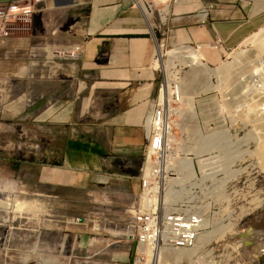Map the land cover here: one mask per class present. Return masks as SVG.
<instances>
[{
    "label": "crops",
    "instance_id": "0c3cea01",
    "mask_svg": "<svg viewBox=\"0 0 264 264\" xmlns=\"http://www.w3.org/2000/svg\"><path fill=\"white\" fill-rule=\"evenodd\" d=\"M20 9L31 13L20 16L13 38L0 40L8 86L21 87L16 105L24 85H51L52 65L64 54L76 63L77 84L87 87L73 98H49L38 115L51 132V150L31 166L53 192L108 189L137 177L143 124L159 94L157 33L162 44L198 47L217 63L222 55L211 46L218 40L237 49L264 28V0H0V11ZM16 126L7 129L17 139L9 142L16 150L8 161L18 170L25 162ZM98 257L102 264L129 259L120 252Z\"/></svg>",
    "mask_w": 264,
    "mask_h": 264
},
{
    "label": "rangeland",
    "instance_id": "374dc122",
    "mask_svg": "<svg viewBox=\"0 0 264 264\" xmlns=\"http://www.w3.org/2000/svg\"><path fill=\"white\" fill-rule=\"evenodd\" d=\"M263 31L264 28L237 49H213L219 51L222 58L214 63L204 57V62L212 69L234 62L242 53L247 54V60L237 64L224 80L213 76L211 83L219 86L217 89L199 90V93L190 95L194 98L200 128L211 134L229 131L225 133V138L228 136L231 157L241 155V159H235L229 165L235 177L225 180L226 183L223 181V198H218V201L209 198L207 201L199 193L197 197L198 205L207 211L206 232L214 231L219 224L224 227V232L205 248L198 249V242L194 249L196 253L194 250L162 253L161 264H191L194 254L203 255L204 264H264V172L259 155L253 154L258 148L255 137L261 132L260 128L255 129L254 121L260 122L262 117L251 115L264 103V50L258 51L251 42L256 34ZM157 40L165 55L164 60L169 64L167 72L165 68L157 69L159 90L166 82V76L170 81L174 76L179 81L182 79L180 82L192 76L195 70L188 60L182 55H173L177 52L174 49L182 45L162 44L163 37L159 33ZM3 45L0 41V49L4 48ZM255 55L259 57L253 59ZM247 62H250L249 65ZM75 64L74 61L69 62L65 54L57 59L50 71L51 85H24V101L17 106L14 96L21 87L14 84L8 86L4 54L0 53V131L1 127L4 129L0 135V200H10L14 206L11 214L0 210V264H102L97 256L112 252L128 255V261L122 264L135 262L136 214H139L142 195L140 171L134 181L114 183L108 189H55L53 192L51 187L38 183V171L31 166L36 158L51 150L48 124L38 122V115L47 106L49 98H73L79 89L83 92L87 88L77 84L80 75ZM44 76L48 77L49 73L45 71ZM7 93H12V98L8 99ZM159 98L158 94L153 105L158 103ZM172 107H179L183 112L187 110L183 104L173 103ZM183 115L186 117L173 115L172 128L178 140L185 141L187 135L181 127L185 126L183 123L188 121L189 116L187 112ZM43 120H47L45 116ZM16 125L25 162L18 170L8 161L16 150L9 142L15 144L17 139L14 130L11 134L7 133V129Z\"/></svg>",
    "mask_w": 264,
    "mask_h": 264
},
{
    "label": "built area",
    "instance_id": "2783aa9c",
    "mask_svg": "<svg viewBox=\"0 0 264 264\" xmlns=\"http://www.w3.org/2000/svg\"><path fill=\"white\" fill-rule=\"evenodd\" d=\"M29 13H31V9L0 11V40L13 38L15 32L20 30L17 26L21 20L20 16ZM212 47L215 49L220 47L225 50L221 40H218ZM164 83L162 86H164ZM176 97L180 102L178 92ZM174 103L179 104L178 102ZM166 114L164 107H161L160 101H158L152 106L143 126L147 142L139 176L142 195L140 196L139 214H136L138 221L135 229L136 235L134 236L136 240L134 264H146L148 259L150 260V257L143 253L144 248L147 249L148 246L153 251L162 249L169 251L166 254L196 249L199 236L203 231V219L206 218L207 211L197 203L198 193L201 194L202 191V186L197 181L203 177V165L198 162V159L200 156L204 159L212 157L207 154L205 156L200 154L192 156L189 151L184 152V149H189L191 143L189 139L185 141L178 140L179 137L174 133V128L167 132L162 125V118ZM173 115H178V113L173 112L171 120ZM180 117H184V115L181 114ZM186 133V135H189L188 132ZM189 158H194V175L196 177L193 176L191 181L184 182L182 180L188 179L187 176L190 170ZM216 160L213 159L211 165H215ZM216 163L219 164V162ZM215 167L217 169L212 168L209 170L210 173L212 171L215 175H212V177L209 175L208 182L213 186L211 188L217 190L220 187L218 182L222 181V173L224 174V172L221 171V168H218V165H215ZM181 185H184L185 189ZM172 187L181 192L182 196L179 199L174 198L173 195L168 196L169 198L166 197V188L170 189ZM145 197H156L154 203L148 209L144 208ZM208 199L206 200L208 201ZM78 222L81 223V220ZM153 258L156 259L157 257L153 255ZM200 258L201 256L198 257L194 254L191 264H204L200 261L197 263Z\"/></svg>",
    "mask_w": 264,
    "mask_h": 264
},
{
    "label": "bare ground",
    "instance_id": "6f19581e",
    "mask_svg": "<svg viewBox=\"0 0 264 264\" xmlns=\"http://www.w3.org/2000/svg\"><path fill=\"white\" fill-rule=\"evenodd\" d=\"M251 42L254 46L257 47L258 51L262 52V50H264V31L261 32L260 34H256V36L251 40ZM212 49H215V48L212 47ZM174 50L177 52L173 53V55L177 54V55L184 56V58H186L188 60V62L190 63V66L195 71L192 74V76H190L187 80L182 81V82H180L182 79L179 81V80H177V78H175V76L170 81V80H168V77L166 76V83H164V86H162V88H160V92H159L160 106L164 107V110L167 112V114L162 118L163 119L162 125L167 130V132H169V130L172 129V124H173V121L171 120L172 113L177 112L178 115L179 114L181 115L185 112L188 113L189 119H187L188 121L186 123H183V124H185V126H182L181 128H182V131L185 133L188 130V133L190 136L187 135L186 139L187 140L189 139L191 146L189 147V149H186V150L184 149L183 151L184 152L189 151L192 154V156L196 155V154H198V155L200 154L202 156H205L207 154L208 156L212 157L209 159H204L201 156L199 157L198 162H200L203 165L202 166L203 177L200 178L197 181V183L200 186H202V191L200 194L202 196V198H204V199L212 198V199H216L218 201V198L220 199L223 196L222 183L224 184L225 180L227 181V180L233 179L235 177V172L230 170L229 165L231 163L235 162V159H241V155L231 157L229 140L227 141L228 136H227V138H225L226 137L225 133H228L229 131L224 130L220 133H213L212 132L213 134H211V133H205V128H200L199 123H198V119H197V114H196L195 108H194V98L191 97L190 95H195L196 93H199L198 92L199 90L202 91V90L206 89V91H207L210 89H215V88L217 89L219 86L218 87L213 86V84L211 83L212 77L218 76L222 80L226 79L227 77H225V76H229L228 74L233 70V68L235 66H237V64H242V62L247 58V54L242 53L239 56L237 55L238 57H236L234 59V62L224 64L221 68H218V69H212L209 66V64L204 62V56H203L202 52H200L198 49L193 48L191 46H185V47L182 46V47L174 49ZM164 57H165V55L161 51V48L158 47L157 57L155 60L156 67H159V68H157L158 70H160V68H165V71H166V69L169 65L167 63V61L164 60ZM258 57H259V55H257V56L255 55V57L253 59H256ZM248 61H250V60H248ZM249 63H248V65H249ZM243 65H245V64H243ZM177 92H178V95L180 96V99H179V100H181L180 102L177 100V97H176ZM174 102H178L179 105H181V104L185 105L187 110L184 112L181 111L179 108L180 106L178 108H173L172 104ZM256 106L257 105L255 104V108H256ZM262 106L264 107V103ZM263 107L260 109L253 110V113L251 115L253 117L255 115L262 117V120L260 119L261 120L260 122L254 121V123H255L254 125L257 126V128H255V129L260 128L261 130L260 129L259 130L261 132H260V134L258 133L259 135L256 132V134L258 135L257 138L254 136L255 139L257 140V145H258L257 147L258 148L255 152H253V154L256 153L257 155H259V158H260L259 160H261L260 166L262 167V170L264 172V109H263ZM184 117H186V116L184 115ZM185 119L183 120V122L186 121ZM255 119H256V117H255ZM159 128H161V126H159ZM253 135L254 134H252V135L250 134L249 136H253ZM248 139L250 140V137ZM246 140H245V142H246ZM254 143H255V141H254ZM223 155H224V157H223ZM218 158H219V160H218ZM213 159H217L216 162H219V164H217L216 162L214 164L218 165V168H221V171L224 172V174L222 173V177H223V175H225L224 179H222V181L218 182V184H220L219 185L220 186L219 191H216L214 188H211L213 186H211V183L208 182L209 175H211V177H212V175H215L214 172L211 171V173H210L209 170H211L212 168L217 169L215 167V165H211V164H213V162H211ZM193 162H194V158H189L188 165H189L190 170H189V174L187 176L188 179H183L182 181H184V182L185 181H191L192 180L191 178L193 176H194V178L196 177L194 175V163ZM237 172H240V171H236V173ZM206 181H207V184H206ZM184 185H181V187L185 189ZM0 192H1V189H0ZM188 194H190V192H188ZM166 195H167L166 197L173 195L174 198H178V199L182 196L181 192L176 191V188H174V187H172L170 189L166 188ZM144 199H145L144 208L148 209L152 206L156 197H150V198L145 197ZM13 207L14 206L11 204L10 200H0V210L1 211L4 210L8 213L10 212L9 214H11V212L14 210ZM204 210H205V208H204ZM203 220H204L203 231L201 232V234L199 236L198 249L205 248V247H207V245L209 246V244L216 237H218L219 234H222L224 232V227L221 224L217 225L214 228V231L206 232L205 227L207 225V216H206V218L204 217ZM204 232H206V233H204ZM7 241H9V240H7ZM7 241H6V243H7ZM165 252L167 253L169 251H165L164 249H162L160 251H153V250H151V247H149V246L147 247V249L144 248V251H143V253L147 257L148 256L150 257V260H149V262H147V264H150V263L151 264H161L162 257H163L162 253H165ZM207 252H209V251H207ZM194 253H196V250H194ZM153 255L156 256L157 258L154 259ZM197 256L198 257L201 256L200 260H197V263L199 261L204 262V260L202 258L203 255H197ZM28 257H30V256H28ZM22 259H24V258H22ZM22 259H21V261H22ZM188 261H190V258L188 259ZM48 264H49V262H48ZM205 264H208V263H205Z\"/></svg>",
    "mask_w": 264,
    "mask_h": 264
},
{
    "label": "clouds",
    "instance_id": "9594fccd",
    "mask_svg": "<svg viewBox=\"0 0 264 264\" xmlns=\"http://www.w3.org/2000/svg\"><path fill=\"white\" fill-rule=\"evenodd\" d=\"M156 41H157V43L159 42L158 40H157V35H156ZM162 42V41H161Z\"/></svg>",
    "mask_w": 264,
    "mask_h": 264
},
{
    "label": "flooded vegetation",
    "instance_id": "af4514ba",
    "mask_svg": "<svg viewBox=\"0 0 264 264\" xmlns=\"http://www.w3.org/2000/svg\"><path fill=\"white\" fill-rule=\"evenodd\" d=\"M20 223H21V222H20ZM16 224H18V223H16ZM4 226H5V225H4ZM11 228H12V227H11ZM11 228H10V229H11Z\"/></svg>",
    "mask_w": 264,
    "mask_h": 264
}]
</instances>
